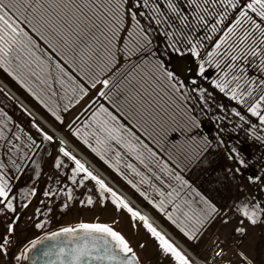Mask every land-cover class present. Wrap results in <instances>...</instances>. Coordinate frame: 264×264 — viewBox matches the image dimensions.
Masks as SVG:
<instances>
[{"label": "snow or ice", "instance_id": "snow-or-ice-1", "mask_svg": "<svg viewBox=\"0 0 264 264\" xmlns=\"http://www.w3.org/2000/svg\"><path fill=\"white\" fill-rule=\"evenodd\" d=\"M156 35L164 38V54L171 50L195 57L199 77L208 80L211 88L237 106L226 109L218 104L217 107L250 124L255 139L264 142V136L257 134L258 129L264 131V0H82V3L0 0V69L44 104L61 125L64 119L60 105L50 107L42 95L57 96L53 85L59 86L61 99L67 101L63 105L67 112L88 94L89 88L97 89L100 85L96 96L106 100L113 110L99 104L71 135L105 163L108 161L104 153L112 151L118 164L123 154L120 149L137 160L151 176L131 163L126 167L141 178V183L156 191L159 202L151 200L137 185L132 187L164 213L189 241L199 243L217 220L225 226L235 221L229 239L214 235L207 257L199 264H257L251 252L257 246L264 247V233L255 240L250 237L249 229L264 226V167L246 177L252 187L251 191L246 190L239 177L242 170L250 167L249 162L238 148L229 146L226 158L232 163L224 169V181L236 184L240 195L228 206L217 207L176 170L181 168L179 163L173 161V167L161 160L137 135V131H142L159 144L160 140L167 141L170 132L178 130L183 134L189 125L200 126L197 115L187 106L190 96L183 81L156 55ZM209 69L214 70V78H209ZM33 79L39 92L30 86ZM192 83L196 85L192 89L197 93L196 99L202 102L201 111L210 109L213 93L196 80ZM94 103L95 100H90L85 109ZM238 109H243V114ZM3 116L5 119L0 121V218L3 219L0 222L4 231L0 232V257L9 264L12 261L15 264H141L129 241L113 227L117 220L107 223L97 219L55 230L45 228L51 223L52 204L62 195L58 207L61 211L67 209L69 202L77 199L74 189L86 187L85 182H94L95 198L91 194L93 189L88 188L85 198L78 201L80 206L99 204L103 208L110 202L117 212L123 210L130 215L133 227L139 221L173 264H195L146 215L94 174L66 147L64 139H57L33 123L41 143L31 135L22 140L18 132L23 133V129L15 125L18 132H13L9 127L10 117L6 113ZM122 117L136 120V125L126 126L121 122ZM252 117L256 123H251ZM153 125L160 131L156 132ZM67 126L71 130V125ZM89 136L95 138V144L89 141ZM44 142L56 145L55 155L41 148ZM216 143L224 145L219 137ZM211 145L212 141L205 138L206 148ZM44 156L49 158L52 170L47 186L41 189L42 196L48 198L47 203L40 201L45 205V219H39L42 209L37 207L31 226L40 234L19 246L16 237L21 216L17 205L27 209L37 195L33 185L45 171ZM23 175H29V181L18 187L14 181ZM153 181H158L160 186ZM193 195L198 202L188 198ZM194 203L201 206L193 207ZM169 206L171 212L166 211ZM174 213H180L183 219L174 218ZM14 247L19 250L11 254Z\"/></svg>", "mask_w": 264, "mask_h": 264}, {"label": "rangeland", "instance_id": "rangeland-1", "mask_svg": "<svg viewBox=\"0 0 264 264\" xmlns=\"http://www.w3.org/2000/svg\"><path fill=\"white\" fill-rule=\"evenodd\" d=\"M76 3H82V0H75ZM87 11V10H85ZM38 39V38H37ZM42 47L43 42L40 41ZM165 46V41L162 35L155 36V51L156 55L160 57L165 64V67L169 70L174 71L178 78L183 81L185 91L189 92L190 99L187 101V106L193 110L194 114L197 115L200 126L199 128L191 127L183 134L180 131L170 132L168 135L167 141L160 140V143H154L153 140L144 134L142 131H137V135L140 136L141 140L149 145L156 153L157 156H164V160L168 162L171 166L175 167L172 163L174 161L173 155H176L179 160L176 162L181 165L180 170L184 172L186 179L190 180L191 184L196 186H201L204 196L211 199L217 207H226L228 206L232 199L239 196L240 194L236 191L237 185L231 182L224 181V169L231 166L230 161L226 158V149L229 146L238 148L245 158L248 160L250 167L248 169L242 170L243 175L239 177V183L242 184L246 190L251 191L252 187L248 184L246 177L253 173H259L261 167H264V142L257 141L252 135L250 124H244L239 121V118L234 116L230 111L222 112L217 105L223 104L226 109L231 107H237L235 102L229 101L226 97L211 88L208 83V80L202 79L199 77L196 70V58L191 57L189 53L184 52L183 54H177L168 51L167 54L163 53ZM71 71V69H69ZM1 72V70H0ZM211 76L209 78H214V70L209 69ZM2 73V72H1ZM193 80H196V83L202 87L208 88L210 92L213 93V98L209 100L210 109H206L204 112L201 111L202 102L196 99L197 93L192 91L196 87L192 83ZM85 86L88 87L86 82ZM100 85H97V89L100 88ZM97 89L89 88V93L86 101L83 103L85 105L90 100L99 99L96 96ZM1 98V95H0ZM115 98V97H114ZM4 100V99H3ZM100 101L103 102V99L100 98ZM106 101V100H105ZM106 106L108 107V102L106 101ZM6 105V104H5ZM110 106V105H109ZM5 109V108H4ZM110 110H113L109 108ZM6 114H10L11 110L8 105H6ZM242 111L243 109H238ZM224 117L223 119H217V117ZM251 123H256L254 117L250 118ZM121 122L125 123L126 126L132 127L136 125V120H124L121 118ZM26 130L31 135L35 136L34 138L40 137L37 133L36 128L32 127V122L30 121L29 125L26 120L21 122ZM170 126L175 128L174 124L169 122ZM139 126H137L138 128ZM156 132H159L160 129L153 125ZM135 130V129H134ZM151 130V129H150ZM257 134L264 136V131L257 130ZM37 135V136H36ZM155 135V132L153 133ZM148 137V138H147ZM217 137L224 141L223 146H218L216 143ZM205 138L208 141H212L211 147L205 146ZM39 139V138H38ZM40 139H42L40 137ZM159 139V137H157ZM47 145L51 150H54L53 154H56V145ZM162 145V147H159ZM173 145H176V149L172 150ZM168 149V152L166 150ZM49 151V152H50ZM124 152V150L122 149ZM186 152H189L188 156H184ZM174 153V154H172ZM178 153V154H175ZM125 154V152H124ZM168 154V155H167ZM171 155V156H169ZM171 157V159H170ZM34 159H41L40 156H34ZM44 159V173H42L39 181L35 182L33 186L37 188V195L31 199V203L27 209H20L19 204L17 205V210L20 213L21 219L18 222L17 226V237L16 242L19 246H23L29 239L34 238L36 235H39V230H36L32 227V220L36 219L34 216L35 209L40 207L42 209L40 220L45 219L43 215V210L45 205L40 204L41 200H44L47 203V199L42 196L41 189H44L48 184V176L52 174V170L48 163L49 158L47 156L43 157ZM184 159H187L184 161ZM189 159L191 161H189ZM187 165V167H185ZM29 181V175H23L19 180L14 181L18 187L24 186ZM92 188V195L95 198V188L93 185H87L86 187H80L74 189V196L77 197L76 200L69 202L67 209L61 211L58 207L59 200L63 199L61 195L56 203L52 204L51 223L45 225V228L48 230H55L60 226L74 225L75 223L84 221V222H94L97 219L100 221H111L114 218L115 208L111 203H107L103 208L94 207L90 208L88 206H80L79 200L85 198L87 189ZM16 191V188L13 189ZM31 218V219H30ZM3 218H0L2 221ZM235 226V221H232L229 225H222L218 222L219 227V236L224 239L230 238V233L232 227ZM4 231V224L0 222V232ZM264 233V226L257 225L254 229H249L250 237L259 240L261 234ZM248 244L246 242L245 247ZM18 248L14 247L11 250V254L18 252ZM253 258L257 261V264H264V247L257 246L255 250L251 252ZM0 264H9L8 260L3 257H0ZM11 264H15L14 261Z\"/></svg>", "mask_w": 264, "mask_h": 264}, {"label": "crops", "instance_id": "crops-1", "mask_svg": "<svg viewBox=\"0 0 264 264\" xmlns=\"http://www.w3.org/2000/svg\"><path fill=\"white\" fill-rule=\"evenodd\" d=\"M0 70L2 72H0V121L5 119L3 113L7 112L6 105H8L11 110L10 114L7 113V117H10L9 127L13 132H18L15 125H19L20 128L23 129V133L18 132V134L21 135L22 140L26 141V136L31 135L29 132H25L26 129L21 126L23 125L21 123L23 120H26L28 125L30 121L32 124L35 123L45 132L55 135L57 139H64L66 142V147L79 159H81L82 162H84L94 174L100 176L105 181V183L113 188L114 191L124 197L135 210H138L143 215H146L153 226L163 233L178 248H180L181 251L188 255L189 258L195 262V264H199L198 262L202 258L207 257V249L211 244V239L214 237V235H219L218 220L213 223L209 231L204 237H202L199 243L189 241L179 230V228L167 219V216L164 213L155 208L153 204L149 203L148 200L140 195V192H137L136 189L132 187V184L137 185L140 191L146 193L151 200L155 201L156 203L159 202L160 197L156 191L152 188H149L147 184L141 183V178L136 176L131 169L126 167L128 163H131L141 172L151 176V174L148 173L147 170L142 165H140L137 160L127 153L124 154L122 149H120L123 154L118 164L116 163L115 153L112 151L104 153L105 158L108 161V163H105L104 160H101L100 157L93 153L91 149L81 140L71 135V131H74L77 127L82 126L84 121L88 120L91 112L95 111L99 104H104L105 106L107 105L103 98L98 97L99 99L96 100V103L92 104L90 108L85 109V105L88 104V101L85 105H83V103L86 101L85 98H87V94L79 101V103L74 104L67 112H65L63 110V105L67 101L65 99H61L63 93L61 92L59 86L53 85L58 95L51 96L49 93L48 95H42L41 98L50 107H54L56 104L60 105L59 112L64 119V125H61L60 122L55 120L48 109L45 108L44 104L37 100L35 96H33L24 86L21 85V83L9 76L3 71V69ZM84 82L85 81L83 80L81 81V83ZM30 86L33 87L34 91L39 92V88L37 87L34 79ZM100 98L103 99V102L100 101ZM108 107L111 108L109 105ZM67 125H71V130ZM84 131H90V129H85ZM35 139L37 140L38 144L41 143L40 137ZM88 139L91 143L95 144L94 137L89 136ZM41 148L46 149L48 152L50 151L47 142H44ZM37 151H41V149H37ZM52 151L54 150L50 151L53 154L54 152ZM158 158L161 160L165 159L164 156L161 155H159ZM153 165L154 161L149 164L150 167H153ZM177 171L180 172V174L186 179L184 172L180 170ZM129 181L132 183H129ZM188 181L191 184L190 180ZM153 182L157 186H160L158 181ZM85 183L87 185H94V182ZM172 183L176 182L172 181ZM191 185L195 190L203 194L201 186H196L195 184ZM188 198L198 202V198L194 195ZM208 199L211 200L210 198ZM198 206L201 205L198 203L193 204V207ZM96 207L100 208L99 205ZM166 211L171 212V207H167ZM113 215L114 218L111 221L98 220L100 222L107 223H112L113 220L118 221V223L113 224V227L120 231L129 241L130 245L140 258L141 264H173L171 258L161 252L158 242L151 236L150 233H148V231L139 221H136V226L133 227L130 215L127 212L123 210L117 212L115 210ZM176 216H180V213H174V218ZM180 218L183 219L182 216H180ZM140 245H143V247H140Z\"/></svg>", "mask_w": 264, "mask_h": 264}, {"label": "trees", "instance_id": "trees-1", "mask_svg": "<svg viewBox=\"0 0 264 264\" xmlns=\"http://www.w3.org/2000/svg\"><path fill=\"white\" fill-rule=\"evenodd\" d=\"M148 138V137H147ZM159 147H162V145H160ZM176 149V145H173V147H172V150H175ZM166 152H168V149L166 150ZM172 154H174V153H172ZM175 154H178V153H175ZM185 155L184 156H188V154H190L189 152H186L185 151V153H184ZM168 155V154H167ZM169 156H171V155H169ZM176 155H173V159H174V161H177V160H179L177 157H175ZM185 160H187V159H184V161ZM189 161H191L190 159H189Z\"/></svg>", "mask_w": 264, "mask_h": 264}, {"label": "built area", "instance_id": "built-area-1", "mask_svg": "<svg viewBox=\"0 0 264 264\" xmlns=\"http://www.w3.org/2000/svg\"><path fill=\"white\" fill-rule=\"evenodd\" d=\"M199 263V262H198Z\"/></svg>", "mask_w": 264, "mask_h": 264}]
</instances>
